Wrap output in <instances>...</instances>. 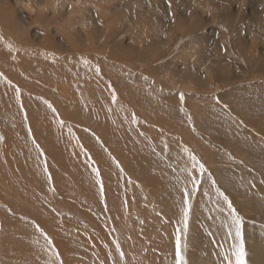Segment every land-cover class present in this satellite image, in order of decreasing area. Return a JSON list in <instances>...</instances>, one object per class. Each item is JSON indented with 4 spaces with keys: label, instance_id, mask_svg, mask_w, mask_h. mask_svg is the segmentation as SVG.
<instances>
[{
    "label": "rangeland",
    "instance_id": "374dc122",
    "mask_svg": "<svg viewBox=\"0 0 264 264\" xmlns=\"http://www.w3.org/2000/svg\"><path fill=\"white\" fill-rule=\"evenodd\" d=\"M0 37V264L234 262L217 189L264 264V0H0Z\"/></svg>",
    "mask_w": 264,
    "mask_h": 264
},
{
    "label": "snow or ice",
    "instance_id": "6c2138e0",
    "mask_svg": "<svg viewBox=\"0 0 264 264\" xmlns=\"http://www.w3.org/2000/svg\"><path fill=\"white\" fill-rule=\"evenodd\" d=\"M0 40H3V37H0ZM8 48H11V44L6 45ZM115 99V97H113ZM193 160H195V157H193ZM200 170L204 171L203 165H200ZM194 183H198V181H195ZM217 193L223 197L224 202L228 205V208L231 210V219H232V224L235 227V236L236 239L239 241V243L233 245V251L231 253V256L234 257V262L233 260L228 257L227 255L225 256V260L228 261V264H245V250H244V242L242 239V232H241V219L239 216H237L235 209L232 207L231 202L228 200V197L224 195L222 192L217 189ZM186 207L184 208V227L185 231L187 230V220H188V201L185 199L184 201ZM176 264H186L184 257L182 255L181 251V241H180V234L177 232L176 235Z\"/></svg>",
    "mask_w": 264,
    "mask_h": 264
},
{
    "label": "bare ground",
    "instance_id": "6f19581e",
    "mask_svg": "<svg viewBox=\"0 0 264 264\" xmlns=\"http://www.w3.org/2000/svg\"><path fill=\"white\" fill-rule=\"evenodd\" d=\"M63 76V75H62ZM66 93V92H65ZM76 93V92H75ZM82 95V94H81Z\"/></svg>",
    "mask_w": 264,
    "mask_h": 264
}]
</instances>
